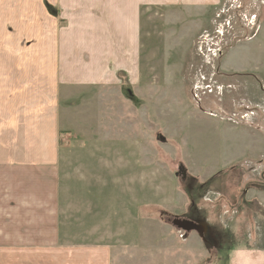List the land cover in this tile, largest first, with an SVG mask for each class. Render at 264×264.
Masks as SVG:
<instances>
[{"label": "rangeland", "instance_id": "1", "mask_svg": "<svg viewBox=\"0 0 264 264\" xmlns=\"http://www.w3.org/2000/svg\"><path fill=\"white\" fill-rule=\"evenodd\" d=\"M181 3L139 11L138 67L129 58L102 86L63 88L61 262L9 263L0 251V264H264V0ZM50 11L28 15L72 27ZM242 189L247 211L233 206ZM199 209H217L233 234L230 263H206L198 236L172 226Z\"/></svg>", "mask_w": 264, "mask_h": 264}, {"label": "crops", "instance_id": "2", "mask_svg": "<svg viewBox=\"0 0 264 264\" xmlns=\"http://www.w3.org/2000/svg\"><path fill=\"white\" fill-rule=\"evenodd\" d=\"M217 1L0 0V251L10 254L9 263L19 258L58 263L56 252L68 248L58 244L63 88L102 86L101 76L112 67L125 66L129 58L130 68L138 67L140 59L134 53L140 51L141 9ZM51 9L70 13L72 27L45 24L42 18L28 15ZM97 19L105 23L101 29L95 26ZM77 35L90 40L86 49L78 46ZM94 35L112 38L100 41ZM80 63L85 67H78ZM136 77L133 70V80Z\"/></svg>", "mask_w": 264, "mask_h": 264}, {"label": "flooded vegetation", "instance_id": "3", "mask_svg": "<svg viewBox=\"0 0 264 264\" xmlns=\"http://www.w3.org/2000/svg\"><path fill=\"white\" fill-rule=\"evenodd\" d=\"M181 181L185 182L186 176H181ZM242 193L243 197L241 195L239 196L235 192L233 193V195L236 197L235 204L233 201V206L237 205L239 207L241 206L240 204L245 203L246 205L242 206H244L245 211H247L246 207H250V205H253V201H245L244 197L247 195L248 189H242ZM216 210L213 212V215L211 217L209 216L210 214L207 212V216H205L204 213L201 212V210L199 209L196 212L194 211L190 218L179 219L186 225L194 228L189 232L184 230H182V232L186 235L195 233L198 236L201 242L202 249L208 256V259L206 261L204 260L206 263H230L228 259V253L234 247L233 243L235 239L233 238V234L227 232V228L223 224L222 218H220L221 214ZM248 213L249 209L246 214ZM208 219H212L213 221H210ZM170 222H172V220ZM204 261L202 263H204Z\"/></svg>", "mask_w": 264, "mask_h": 264}, {"label": "water", "instance_id": "4", "mask_svg": "<svg viewBox=\"0 0 264 264\" xmlns=\"http://www.w3.org/2000/svg\"><path fill=\"white\" fill-rule=\"evenodd\" d=\"M177 176H182V177L186 176L185 169L182 165H180L178 168V173L175 175V177H177ZM171 223H172V226H174L175 228L181 229V230H184L187 232L194 229L193 227L186 225L184 222L180 221L179 219H173Z\"/></svg>", "mask_w": 264, "mask_h": 264}, {"label": "bare ground", "instance_id": "5", "mask_svg": "<svg viewBox=\"0 0 264 264\" xmlns=\"http://www.w3.org/2000/svg\"><path fill=\"white\" fill-rule=\"evenodd\" d=\"M177 229V228H176ZM178 230H181V229H178ZM182 231V230H181Z\"/></svg>", "mask_w": 264, "mask_h": 264}]
</instances>
